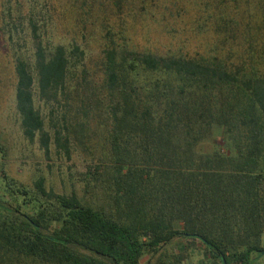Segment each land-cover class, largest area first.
Here are the masks:
<instances>
[{"label": "trees", "instance_id": "obj_1", "mask_svg": "<svg viewBox=\"0 0 264 264\" xmlns=\"http://www.w3.org/2000/svg\"><path fill=\"white\" fill-rule=\"evenodd\" d=\"M56 1L0 0V43L13 75L8 117L45 156L51 146L68 159L101 115L105 161L86 173L105 198L85 204L45 189L41 178L27 188L2 173L0 264H138L173 239L199 242L206 255L199 264H258L264 33L259 45L247 37L236 60L229 51H136L121 15L131 0H91L99 12L110 5L118 19L114 31L100 22L95 85L84 69V22L93 3L66 0L76 15L70 32H58ZM221 29L228 30L213 26ZM213 125L221 129L223 153L198 150Z\"/></svg>", "mask_w": 264, "mask_h": 264}, {"label": "rangeland", "instance_id": "obj_2", "mask_svg": "<svg viewBox=\"0 0 264 264\" xmlns=\"http://www.w3.org/2000/svg\"><path fill=\"white\" fill-rule=\"evenodd\" d=\"M87 1L93 3V7L90 9V18L84 22L85 34L89 36L84 69H87L91 83L97 85L100 74L98 51L103 43L100 38L102 31L100 22L106 19L104 22L114 31L117 29L118 19L115 15L117 11L111 10L110 5L106 9L101 6L103 10L99 12L100 5L91 0ZM260 1L131 0L124 3L121 8V15L125 21L124 33L129 39V47L136 51L151 53L170 51L186 56L195 53L206 55L213 51L219 57H223L225 51H229V59L236 60L246 46L247 37H255L257 45L262 38L264 30L257 31L258 28H264L261 12L257 7ZM205 2L207 4L204 6ZM261 2L264 3V0ZM66 3V0H58L54 4L55 16L58 21L62 20L57 27L58 32H70V28L73 27H70V20L76 15V9L75 12L70 11ZM78 13H84L82 7ZM218 24L225 28L227 26L228 30L221 29L220 33L215 32L213 26ZM12 82L10 59L5 55L0 43V178L3 173L16 184L27 188L31 187L34 180L41 178L44 188L55 194L66 196L74 194L85 204L101 203L105 195H102L99 189L98 193L92 188L86 171L87 167H90V171L93 172L100 159L105 161L103 160L107 150L105 119L101 115L93 116L94 120L87 129L89 137L86 136L88 138L82 140L83 147L76 146L68 159L51 146L48 155L45 156L35 142L28 143L21 137L12 118L8 117ZM221 139V129L213 125L198 145V150L203 153L212 151L223 153L225 149ZM259 246L264 250V234L260 238ZM181 257L185 258L181 259L179 264H199L206 259L199 242L173 239L157 252L143 254L138 264L160 262L168 264L167 259L175 262ZM258 257H260L258 264H264V256Z\"/></svg>", "mask_w": 264, "mask_h": 264}, {"label": "water", "instance_id": "obj_3", "mask_svg": "<svg viewBox=\"0 0 264 264\" xmlns=\"http://www.w3.org/2000/svg\"><path fill=\"white\" fill-rule=\"evenodd\" d=\"M259 255L264 256V250L260 251V252H259Z\"/></svg>", "mask_w": 264, "mask_h": 264}]
</instances>
